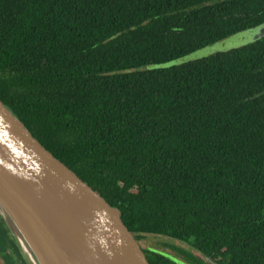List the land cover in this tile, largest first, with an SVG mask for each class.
<instances>
[{"label":"trees","instance_id":"1","mask_svg":"<svg viewBox=\"0 0 264 264\" xmlns=\"http://www.w3.org/2000/svg\"><path fill=\"white\" fill-rule=\"evenodd\" d=\"M263 23L264 0H0V102L136 242L264 264V37L140 70Z\"/></svg>","mask_w":264,"mask_h":264},{"label":"water","instance_id":"2","mask_svg":"<svg viewBox=\"0 0 264 264\" xmlns=\"http://www.w3.org/2000/svg\"><path fill=\"white\" fill-rule=\"evenodd\" d=\"M0 218L26 264H149L120 213L1 102Z\"/></svg>","mask_w":264,"mask_h":264},{"label":"rangeland","instance_id":"3","mask_svg":"<svg viewBox=\"0 0 264 264\" xmlns=\"http://www.w3.org/2000/svg\"><path fill=\"white\" fill-rule=\"evenodd\" d=\"M264 37V23L243 31L239 32L235 35L217 41L207 47L195 50L194 52L187 54L185 56L176 58L174 60L157 64V65H149L142 67L140 70H153V69H167L175 66H180L189 62H193L196 60H200L203 58H207L209 56L218 54V53H225L231 50H235L246 46L250 43H253L259 39ZM11 236V233H9ZM12 238V237H11ZM141 249H154L156 251L162 252L171 258L177 260L178 264H191L189 263L181 254L174 251L171 247H177L179 249L185 250L187 252H191L196 258L202 259V256L198 255L196 252L192 251L189 246H186L183 243L175 242L163 237H153V236H144L143 239L137 242ZM21 254V252H20ZM22 255V254H21ZM180 261V262H179ZM0 263L3 264V261L0 259ZM16 264H20L17 262ZM26 264V263H25Z\"/></svg>","mask_w":264,"mask_h":264},{"label":"flooded vegetation","instance_id":"4","mask_svg":"<svg viewBox=\"0 0 264 264\" xmlns=\"http://www.w3.org/2000/svg\"><path fill=\"white\" fill-rule=\"evenodd\" d=\"M1 227L0 223V259L3 261V264H9L8 262L11 264H16L17 262L23 264L21 258L14 251L13 241L9 232H2Z\"/></svg>","mask_w":264,"mask_h":264}]
</instances>
